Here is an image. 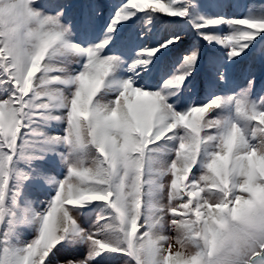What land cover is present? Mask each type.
<instances>
[{"label":"snow or ice","instance_id":"snow-or-ice-1","mask_svg":"<svg viewBox=\"0 0 264 264\" xmlns=\"http://www.w3.org/2000/svg\"><path fill=\"white\" fill-rule=\"evenodd\" d=\"M242 62L264 0H0V264H264Z\"/></svg>","mask_w":264,"mask_h":264},{"label":"trees","instance_id":"trees-1","mask_svg":"<svg viewBox=\"0 0 264 264\" xmlns=\"http://www.w3.org/2000/svg\"><path fill=\"white\" fill-rule=\"evenodd\" d=\"M101 2H104V0H101ZM256 3H259L260 0H255ZM163 26H159L157 31H162ZM187 43V41H186ZM184 45H180L178 48L174 49L173 52L171 54H169L164 61H162L161 67L162 68H167V66L170 64V62L180 53V51L183 49ZM202 47L204 49V53L205 56H208L210 53H213V49L209 48L207 45H203ZM248 71H252L256 74L258 80L261 77H264V65H261L259 62H253V63H249V62H242L239 65L233 66L232 68H230L229 70V78L232 81H239L242 76L248 72ZM204 96V83H203V75H201L200 78H198V86L196 89V93L194 95V99L195 100H199L201 98H203ZM40 199H44V196H40ZM29 233L25 234V237L28 238L29 237ZM118 263V261H116ZM115 263V262H113Z\"/></svg>","mask_w":264,"mask_h":264},{"label":"rangeland","instance_id":"rangeland-1","mask_svg":"<svg viewBox=\"0 0 264 264\" xmlns=\"http://www.w3.org/2000/svg\"><path fill=\"white\" fill-rule=\"evenodd\" d=\"M194 99V98H193ZM28 238H31L30 237V235H29V237ZM113 264H122V262L121 261H118V263L117 262H115V263H113Z\"/></svg>","mask_w":264,"mask_h":264}]
</instances>
